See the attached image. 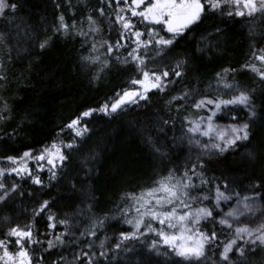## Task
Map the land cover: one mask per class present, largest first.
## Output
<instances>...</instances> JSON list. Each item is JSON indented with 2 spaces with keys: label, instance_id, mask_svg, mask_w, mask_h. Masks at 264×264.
I'll list each match as a JSON object with an SVG mask.
<instances>
[{
  "label": "snow or ice",
  "instance_id": "1",
  "mask_svg": "<svg viewBox=\"0 0 264 264\" xmlns=\"http://www.w3.org/2000/svg\"><path fill=\"white\" fill-rule=\"evenodd\" d=\"M84 2L87 4V0ZM68 3L75 15L72 0ZM100 5L89 9L80 21H69L61 12L54 31L85 38L81 47L90 44L91 51L81 59L96 66L95 80L101 79V74L113 66V61L134 68L136 74L111 102L105 100L99 107H88L69 119L56 139L39 148H27L19 155L0 157V205L7 204L14 195H24L20 190L25 177L41 189L51 188V181L58 179L66 162L92 132L85 120L94 113L112 116L126 111L129 105L147 108L153 99L150 92L155 90L153 95L157 96L167 93L178 80L182 83L188 71L186 56L163 67H158L154 61L172 52L187 34L214 15L244 18L250 34H255L257 24L264 30V0H100ZM18 10L17 3L0 0V19L8 28V31L0 30V45L6 49L9 62L13 52L10 41L15 38L18 45L21 39L36 35L29 31L31 25L24 17L15 15ZM94 12L97 15H93ZM106 28L109 32L114 30L118 38H103ZM221 30L215 28L217 33ZM98 35L102 37L99 40ZM50 39L45 38L38 47L45 49ZM201 41L206 48L212 46L207 36H202ZM101 49H104L102 53ZM121 50L127 54L118 55ZM239 71L251 72L252 84L232 75ZM7 84L5 59L0 56V90ZM254 84L264 90V46L256 47L253 40L249 60L239 69L222 68L208 83L206 92H201L197 81V86L185 85L167 100L168 111L175 110L176 116L160 117L159 132L166 135V129H174L179 120L188 144L201 151L194 162L156 172L154 178L135 191L123 193L120 202L109 212L96 215L92 211L93 203H87L86 208L92 215L89 224L79 231L72 219L75 213H64L65 218L61 219L51 208L54 201L42 200L31 209L28 223L23 226L16 223L0 235V264H49L45 257L56 249L65 248L71 250V260L59 255L52 264H116L121 251H133L129 246L133 242H140L157 256L168 258V264H254L252 257L257 249L264 255V175L254 179L244 194L237 188L229 189L228 179L206 175L207 159L235 151L242 144H251L252 122L258 111H264L256 104ZM0 100V122L8 121L11 106L2 97ZM242 109L247 111V119L241 120L237 115ZM5 112L9 114L4 115ZM219 117L228 122L221 123ZM65 132L69 133L67 141L62 138ZM4 135H15V129ZM146 138L156 153L167 155L166 147L155 136L149 132ZM246 155L255 159L252 149H248ZM90 159L94 160L95 156ZM44 171L48 173L46 180L40 175ZM10 174L19 177L21 183L6 182ZM78 211L83 215L82 210ZM42 214L49 221L44 231L37 227V218ZM117 218L131 226V231L119 232L109 247L113 238L107 235L106 222ZM242 218L256 222L244 223ZM3 219L10 222V217ZM58 225L63 226L62 230L57 231ZM102 229L105 234L101 239L98 233ZM225 230L230 232L221 243ZM110 254H113L111 259ZM136 264L150 262L137 259Z\"/></svg>",
  "mask_w": 264,
  "mask_h": 264
},
{
  "label": "trees",
  "instance_id": "2",
  "mask_svg": "<svg viewBox=\"0 0 264 264\" xmlns=\"http://www.w3.org/2000/svg\"><path fill=\"white\" fill-rule=\"evenodd\" d=\"M10 2L19 5L15 15L24 17L31 25L29 31H34L36 35L31 39H21L18 45L15 38L10 41L13 46L10 62L5 54L6 49L0 45V56H4L8 75L7 87L0 90V97L11 106V119L0 122V128L3 129L0 133V157L19 155L27 148H39L56 139L69 119L88 107L96 108L105 100L111 101L116 93L129 86V79L136 74L134 68L113 61V66L101 74V79L95 80L96 66L81 59L91 51L90 44L81 47L85 38L75 33L64 36L54 31L61 12L69 21H80L89 9L101 6L100 0H87L91 3L89 7L84 0H72L75 15L70 10L68 0ZM93 15L97 13L94 12ZM100 21L105 23L103 18ZM5 23L0 19V30L8 31ZM217 27L222 29L219 33L215 31ZM248 28L244 18L216 14L194 32L187 34L172 52L157 59L163 67L186 56L189 64L183 82L178 80L175 85L170 86L167 93L154 96L155 90L150 92L153 99L147 108L129 105L126 111L112 116L97 112L87 118L85 122L92 132L84 139L82 146L74 151L70 161L66 162V167L59 172L58 179L51 181L52 187L41 189L32 182L23 181L20 191L24 195H14L7 204L0 205V235L16 223L22 226L28 223L31 209L44 199L54 201L51 208L61 219L65 218L64 213H75L72 217L74 227L78 231L82 230L83 225L89 224L92 215L86 208L87 203H93L92 211L96 215L109 212L120 202L123 193L135 191L154 178L156 172L194 162L201 151L195 145L188 144L179 120L174 129H166L165 135L159 132V118L176 116L175 110L168 111L167 100L185 85L193 88L199 81L201 92H206L208 83L215 78V73L227 67L239 69L249 60L253 40L256 47L264 46V30L259 24L255 34H250ZM202 36H207L212 41L210 48L204 46ZM49 37L51 39L48 47L40 49L38 43ZM101 38L99 35L96 37L97 40ZM103 38L115 40L118 37L114 30L109 32L106 28ZM88 39L91 41V36ZM103 51L104 49L100 50L101 53ZM232 75L244 83L252 84L251 72L239 71ZM252 86L257 87L258 109H264V90L255 84ZM143 103L141 101V105ZM184 114L186 113H181ZM237 115L241 120L248 118L247 111L243 109ZM261 117H264V111H258L257 118L252 122L254 136L251 144H242L235 151L206 160L209 164L207 176L226 178L229 180V189L234 187L244 194L254 179L264 175V119ZM219 119L221 123L228 122L223 117ZM13 129L15 135H4L11 134ZM149 132L166 147V156H161L152 149L146 138ZM62 138L67 141L69 133L65 132ZM248 149L255 152V159L246 155ZM91 156H95V159H90ZM89 168L92 170L88 171ZM47 176L48 173L43 174L42 179L46 180ZM91 197L95 199L92 200ZM78 209L83 211V215H80ZM224 210L227 211V208ZM5 216L10 217V222L3 219ZM243 222L256 221L249 219ZM48 223L43 214L37 218V227L41 231L46 230ZM62 227L58 225L57 231L62 230ZM121 231H131V226L124 224L119 218L106 222L107 235L113 238L109 241V247ZM219 231L217 228L218 233ZM229 232L230 230H225L221 243ZM104 234V229L98 233L101 239ZM129 246L133 251H121L116 264H136L137 259L149 261L150 264H168V258L157 256L140 242H133ZM70 253L68 248L56 249L45 258L52 264L59 255L71 260ZM113 254H110V259ZM252 260L254 264H264V255L259 249Z\"/></svg>",
  "mask_w": 264,
  "mask_h": 264
},
{
  "label": "rangeland",
  "instance_id": "3",
  "mask_svg": "<svg viewBox=\"0 0 264 264\" xmlns=\"http://www.w3.org/2000/svg\"><path fill=\"white\" fill-rule=\"evenodd\" d=\"M90 2H87V4H85L87 7H89L90 6ZM162 31H164V30H162ZM131 49L129 48V51H130ZM118 55H126L127 53L126 52H124L123 50H121L119 53H117ZM154 63L158 66V67H161L160 65H159V62H157V60H156V62L154 61ZM154 91V90H153ZM109 102H111V101H109ZM73 135H74V133H73ZM32 164H33V166L35 165V161H33V162H31ZM35 170V169H34ZM47 173V171H44V172H41L40 173V175L42 174H46ZM42 175H41V177H42ZM8 181H15L16 183L18 182H20L21 183V180H20V178L19 177H17V176H15V174H10V175H8V176H6V182H8ZM23 181H25V182H31L27 177H25L24 178V180ZM22 226V225H21Z\"/></svg>",
  "mask_w": 264,
  "mask_h": 264
},
{
  "label": "flooded vegetation",
  "instance_id": "4",
  "mask_svg": "<svg viewBox=\"0 0 264 264\" xmlns=\"http://www.w3.org/2000/svg\"><path fill=\"white\" fill-rule=\"evenodd\" d=\"M165 31V30H164Z\"/></svg>",
  "mask_w": 264,
  "mask_h": 264
}]
</instances>
